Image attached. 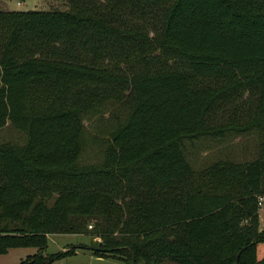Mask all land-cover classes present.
Returning <instances> with one entry per match:
<instances>
[{"label":"trees","instance_id":"trees-1","mask_svg":"<svg viewBox=\"0 0 264 264\" xmlns=\"http://www.w3.org/2000/svg\"><path fill=\"white\" fill-rule=\"evenodd\" d=\"M97 118L101 157L83 161ZM7 121L25 137L0 141V253L37 248L14 264L75 251L46 253L52 232L127 264H264V0L0 9ZM250 135V157H186Z\"/></svg>","mask_w":264,"mask_h":264},{"label":"rangeland","instance_id":"rangeland-1","mask_svg":"<svg viewBox=\"0 0 264 264\" xmlns=\"http://www.w3.org/2000/svg\"><path fill=\"white\" fill-rule=\"evenodd\" d=\"M70 0H0V9H17L29 10L39 9L47 10L53 8L67 9ZM86 125V144L83 148L80 158L83 161H97L101 157L102 144L100 137L104 138L106 132H99L101 128L106 127L107 121L105 119H85ZM98 135L100 137H98ZM24 133L15 129L9 121L0 128V141H23ZM200 147L191 146L188 144L189 154L193 160L190 159L186 152L187 159L195 166H202L212 161L217 157H232L242 159L250 157L254 154L255 141L253 136L235 137L223 142H217L213 139H204L196 142ZM260 223L264 227V197L259 207ZM90 226V225H89ZM48 244L45 249L46 253L63 251L70 246H76L73 253H69L52 260L49 264H127L122 260L92 254L88 248L81 247L80 244H88L91 237L86 234L79 233H59L52 232L48 235ZM35 246L12 247L7 252L0 253V264H14L26 255L36 251ZM258 257H264V241L257 244Z\"/></svg>","mask_w":264,"mask_h":264},{"label":"built area","instance_id":"built-area-1","mask_svg":"<svg viewBox=\"0 0 264 264\" xmlns=\"http://www.w3.org/2000/svg\"><path fill=\"white\" fill-rule=\"evenodd\" d=\"M263 197H264V196H263ZM263 197H260V198H259V204L262 203V198H263Z\"/></svg>","mask_w":264,"mask_h":264},{"label":"crops","instance_id":"crops-1","mask_svg":"<svg viewBox=\"0 0 264 264\" xmlns=\"http://www.w3.org/2000/svg\"><path fill=\"white\" fill-rule=\"evenodd\" d=\"M260 226L263 227L261 223H260ZM66 248H67V247H66Z\"/></svg>","mask_w":264,"mask_h":264}]
</instances>
